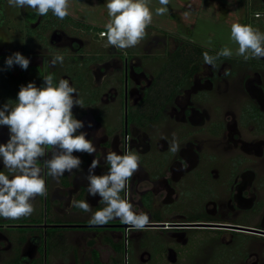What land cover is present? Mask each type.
<instances>
[{"label":"flooded vegetation","instance_id":"obj_1","mask_svg":"<svg viewBox=\"0 0 264 264\" xmlns=\"http://www.w3.org/2000/svg\"><path fill=\"white\" fill-rule=\"evenodd\" d=\"M237 8L244 24L264 32V0H241ZM40 20L26 24L30 42L46 38L51 51L61 42L73 51L62 49L64 62L53 68L29 65L24 78L42 87L44 75L54 74L56 82L66 76L83 101L73 107L74 118L84 121L79 131L100 152L74 153L81 169L58 178L45 169L47 195L30 201L34 212L0 217V264H48L53 253L60 264H264V57L234 53L212 67L203 53L220 49L164 31L127 49L96 44L88 52L85 39L100 42L101 31L72 24L43 30ZM6 66L0 65V101L14 105L18 90ZM107 114L121 115L119 130L103 127ZM155 123L163 124L159 136L150 130ZM109 151L140 158L120 195L148 214L145 229L131 230L120 219L90 223L106 205L88 194L85 177L94 158L100 160L95 174L108 172ZM0 171L8 174L2 158ZM73 200L88 202L91 211L73 207Z\"/></svg>","mask_w":264,"mask_h":264},{"label":"clouds","instance_id":"obj_2","mask_svg":"<svg viewBox=\"0 0 264 264\" xmlns=\"http://www.w3.org/2000/svg\"><path fill=\"white\" fill-rule=\"evenodd\" d=\"M159 2L167 5L169 0ZM9 5L34 9L40 16L51 10L61 20L68 15V0H9ZM107 9L111 19L106 24L104 35L109 45L127 49L145 37L146 28L153 18L148 0H108ZM166 11L164 7L157 8L156 15H163ZM231 38L239 46L237 55L245 60L264 57V32L259 28L234 23ZM232 55L229 48L223 47L215 56L204 52L203 58L205 64L215 67L219 57ZM64 59L63 55L57 54L51 58V64H63ZM29 63L30 60L20 52L6 60L8 67L16 64L25 70ZM43 81L42 87H37L34 82L21 86L16 103L13 105L9 101L0 107V126L9 130L7 142L0 143V158L8 173L0 171V217L19 219L30 216L35 210L30 201L47 195L45 169L47 175L58 178L65 172L81 169L82 159L74 153L92 155L97 151L87 133L79 131L84 128V121L74 118V105L83 107L75 87L67 79L56 82L52 73L44 75ZM73 93L77 95L74 97ZM92 126L89 121L88 127ZM172 151H176L175 145ZM139 159L133 152L119 155L109 151L105 162L110 167L102 175H96L94 171L100 166V160L94 158L91 161L85 177L88 194L93 197L99 195L106 205L93 214L91 224L104 225L110 220L120 219L131 230H142L150 225L148 214L135 211L127 195L124 198L120 195L122 191L126 193L129 178L138 171ZM38 161H43V166ZM72 206L83 212L91 211L89 203L84 200H73Z\"/></svg>","mask_w":264,"mask_h":264},{"label":"rangeland","instance_id":"obj_3","mask_svg":"<svg viewBox=\"0 0 264 264\" xmlns=\"http://www.w3.org/2000/svg\"><path fill=\"white\" fill-rule=\"evenodd\" d=\"M241 0H169L167 5H161L159 0H148V6L152 11V22L146 28V35L157 34V32H171L176 35L181 42H196L200 45L211 49H221L223 47L229 48L232 53H237L238 44L231 38V26L234 23L244 24L237 12V3ZM108 0H68V14L75 20L84 21L91 26V31H101L106 29V24L111 19L108 15L107 9ZM164 7L167 11L163 15H156V9ZM4 17L0 23V62L3 64L7 58L17 51H21L23 55L30 60L29 65L37 64L43 65L42 68H53L51 58L62 49H67V52L73 51L66 43L54 44V50L51 51L46 44V38L43 41L28 40L25 29L26 24L31 23L32 20L26 17L31 8L13 7L9 5V0H0V17ZM26 17V18H25ZM30 26V25H29ZM68 29V28H67ZM67 33L78 35L69 29ZM52 32H49L51 34ZM148 33V34H147ZM94 35V34H93ZM85 39V37H84ZM91 39V38H90ZM89 37L86 41L85 48L88 52H93L96 48H102L107 43V37L100 38L101 41L96 43V40L90 41ZM95 41V42H93ZM145 42L144 39L140 41ZM92 44V45H91ZM154 49L151 53H156ZM61 55V54H60ZM149 63V62H148ZM57 65V64H56ZM153 63L151 62L152 67ZM10 74L8 81L12 84L18 92L21 86H26L30 81L25 79L27 74L19 65L14 64L10 67ZM2 70V69H1ZM95 74L99 75L98 70ZM150 73L154 71L148 68ZM63 76V75H62ZM63 79L68 78L63 76ZM37 86V85H36ZM38 87V86H37ZM5 103L0 101V107ZM78 113V111H76ZM120 114H107L104 119L103 127H115L119 130ZM116 125V126H115ZM163 124L155 123L150 126V130L159 136L160 127ZM118 126V127H117ZM5 127V126H3ZM116 132V131H115ZM7 134L9 139V130L2 128L0 130V138ZM100 151L97 148L96 154ZM34 200H32L33 202ZM39 206V205H38ZM9 256V253L5 254ZM60 258L57 254H52L48 258V264H58ZM60 264V263H59Z\"/></svg>","mask_w":264,"mask_h":264},{"label":"trees","instance_id":"obj_4","mask_svg":"<svg viewBox=\"0 0 264 264\" xmlns=\"http://www.w3.org/2000/svg\"><path fill=\"white\" fill-rule=\"evenodd\" d=\"M37 16H40L37 14L36 11H32L27 13V17L31 20H34ZM68 24H72L74 27H79V28H83V29H91L92 27L87 25L85 22L79 21V20H75L73 19L69 14L64 18V19H59L58 17H56L51 10H49L47 15L41 16V20L39 25L41 27H43V30L46 29H51L57 25H68ZM104 31V30H101ZM33 29L31 26L27 27V36L30 37V35L32 34ZM1 59V56H0ZM1 65V63H0ZM8 66H6L7 69Z\"/></svg>","mask_w":264,"mask_h":264},{"label":"built area","instance_id":"obj_5","mask_svg":"<svg viewBox=\"0 0 264 264\" xmlns=\"http://www.w3.org/2000/svg\"><path fill=\"white\" fill-rule=\"evenodd\" d=\"M104 33H105V31H101L100 36L104 37L105 36Z\"/></svg>","mask_w":264,"mask_h":264}]
</instances>
